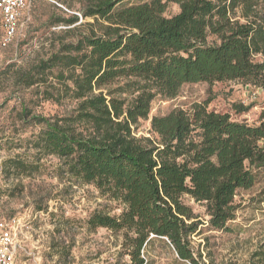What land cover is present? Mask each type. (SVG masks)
<instances>
[{"label":"trees","instance_id":"obj_1","mask_svg":"<svg viewBox=\"0 0 264 264\" xmlns=\"http://www.w3.org/2000/svg\"><path fill=\"white\" fill-rule=\"evenodd\" d=\"M79 1L76 12L94 19L87 31L61 38L34 64L0 70V78L13 73L21 89L43 87L47 100L76 102L53 117L24 107L23 117L41 125L30 142L38 157H10L4 173L31 174L40 156H55L59 176L94 185L124 206L119 215L94 212L88 225L122 232L129 264H145L141 251L154 238L167 239L180 260L204 264L191 246L201 222L183 196L205 204L214 229H226L236 194L252 188L264 167V112L251 124L210 110V98L189 111L154 115V138L135 129L157 98L174 99L185 84L264 88V0H171L180 10L170 16L168 0L121 7L127 0ZM68 16L56 23L80 22ZM251 107L235 104L237 113Z\"/></svg>","mask_w":264,"mask_h":264},{"label":"rangeland","instance_id":"obj_2","mask_svg":"<svg viewBox=\"0 0 264 264\" xmlns=\"http://www.w3.org/2000/svg\"><path fill=\"white\" fill-rule=\"evenodd\" d=\"M151 0H127L121 6ZM166 1V0H163ZM69 10L82 11L79 0H34L19 20V32L8 47L0 46V70L15 62L28 66L36 63L54 49L61 38L76 39L87 31L84 25L93 18H84L75 25L56 23L70 15ZM179 5L168 0L166 15H174ZM71 32L69 33V31ZM262 59L261 56L257 60ZM14 74L0 78V219L21 217L18 236L21 244L16 264H129L130 257L122 246V232L99 227L92 229L88 219L96 212L119 215L124 206L107 195H102L91 184H83L68 176H59L60 160L51 155L40 156L39 167L31 174L6 175L3 162L17 154L27 161L38 156L30 142L41 130V125L23 117L26 107L31 115L63 116L76 102L65 99L61 103L41 95L43 87L21 89L13 83ZM241 82L185 84L179 95L170 100L157 98L148 119H141L135 129L138 137H156L151 129L154 115H166L175 109L189 111L193 103L211 98L210 110L230 113L234 119L251 124L259 122L264 112V93ZM252 105L244 113H237L235 104ZM201 224L191 237V246L204 264H264V167L257 169L255 185L239 190L234 198L237 206L235 219L226 229H214L209 224L204 203L183 196ZM38 208H42L39 210ZM261 254L255 257L254 254ZM141 256L145 264H189L179 259L167 239L154 238L144 246Z\"/></svg>","mask_w":264,"mask_h":264},{"label":"built area","instance_id":"obj_3","mask_svg":"<svg viewBox=\"0 0 264 264\" xmlns=\"http://www.w3.org/2000/svg\"><path fill=\"white\" fill-rule=\"evenodd\" d=\"M33 0H0V46L8 47L14 42L19 32V20L26 10H30ZM59 7L69 14L78 15L83 20L79 12L69 10L62 4ZM31 16L27 13L25 21H29ZM253 94L264 93V88H253ZM264 143V141H263ZM22 226L21 217L14 216L9 219L0 220V264H16L17 253L21 246L18 236Z\"/></svg>","mask_w":264,"mask_h":264}]
</instances>
